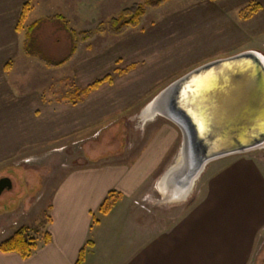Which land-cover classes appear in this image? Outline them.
<instances>
[{
    "label": "rangeland",
    "instance_id": "rangeland-1",
    "mask_svg": "<svg viewBox=\"0 0 264 264\" xmlns=\"http://www.w3.org/2000/svg\"><path fill=\"white\" fill-rule=\"evenodd\" d=\"M132 1L104 6L102 0H0V178L12 181L0 195V235L26 225L43 240L60 181L77 167L132 161L153 126L169 124L178 137L163 174L132 201L148 210L149 223L159 228L193 205L209 175L230 158L249 157L264 171L261 146L209 162L183 198H167L169 190L165 194L158 185L176 162L182 135L163 116L155 115L154 123L141 116L163 88L201 64L246 50L264 55V0H166L157 8L147 6L139 25L121 35L97 33L79 42L62 65L51 67L24 53L26 29L36 20L29 50L59 61L69 53L71 39L52 16L62 15L78 32L118 16ZM25 3L29 10L17 30ZM129 65L134 68L126 71ZM107 74L111 81L88 94L64 98ZM118 208L122 216L123 207ZM248 264H264V228Z\"/></svg>",
    "mask_w": 264,
    "mask_h": 264
},
{
    "label": "crops",
    "instance_id": "crops-1",
    "mask_svg": "<svg viewBox=\"0 0 264 264\" xmlns=\"http://www.w3.org/2000/svg\"><path fill=\"white\" fill-rule=\"evenodd\" d=\"M177 137L178 130L169 124L153 126L132 161L71 170L51 198L45 227L50 240H37L28 258L0 251V264H75L87 241L82 264H248L264 228V171L253 159L230 158L209 175L200 198L165 228L149 223L148 210L133 205L134 197L163 174ZM158 186L165 194L172 192L161 182ZM111 190L119 198L102 214L98 208ZM118 207H123L122 216L116 214ZM15 229H5L0 242Z\"/></svg>",
    "mask_w": 264,
    "mask_h": 264
},
{
    "label": "water",
    "instance_id": "water-1",
    "mask_svg": "<svg viewBox=\"0 0 264 264\" xmlns=\"http://www.w3.org/2000/svg\"><path fill=\"white\" fill-rule=\"evenodd\" d=\"M261 55L246 50L201 64L148 104L182 135L176 162L162 177L167 188L187 192L209 162L264 146ZM11 187L10 178H0V195Z\"/></svg>",
    "mask_w": 264,
    "mask_h": 264
},
{
    "label": "trees",
    "instance_id": "trees-1",
    "mask_svg": "<svg viewBox=\"0 0 264 264\" xmlns=\"http://www.w3.org/2000/svg\"><path fill=\"white\" fill-rule=\"evenodd\" d=\"M166 0H144L143 2H134L130 6L123 8L119 15L116 17H111L106 22L98 23L95 28L88 29V30H81L75 32V30L69 26L68 22L62 15H54L50 19H58L62 22L65 29L68 31L71 39V47L70 51L67 56L59 61H50L49 59L45 58L43 55L37 52H32L29 50V45L31 43L32 33L37 28L40 20L34 21L30 24L25 32V38L23 41V50L24 53L28 56H36L46 65L51 67H56L59 65L64 64L73 56L76 51L77 45L79 42H87L90 41L95 34L97 33H107L110 35H121L125 33L129 28L137 27L141 21V18L144 16L146 12V7L157 8L161 6ZM29 8L27 7V3L22 6L21 13L18 19V23L16 29L20 28V24L23 22L24 18L28 13ZM134 65H129L126 71L132 70ZM121 71L122 73L126 72ZM111 81L110 74L105 75L104 77L97 79L90 83L89 85L85 86L81 89H73L70 92L64 95L65 99L71 98H80L83 95L88 94L92 90L98 88L102 83ZM116 195V196H115ZM119 197V193L113 190L107 193V196L101 202L98 211L102 214H107L112 207L114 206L115 202ZM97 220L93 218V223H96ZM43 242L46 243L50 240V234L45 231L43 233ZM91 242L87 241L85 246H83L78 253L77 259L75 264H82L85 256V247L89 245ZM37 240L36 237L31 234V229L26 226H20L6 239L0 242V251L3 252H15L20 255L21 258H28L34 250L37 248Z\"/></svg>",
    "mask_w": 264,
    "mask_h": 264
},
{
    "label": "bare ground",
    "instance_id": "bare-ground-1",
    "mask_svg": "<svg viewBox=\"0 0 264 264\" xmlns=\"http://www.w3.org/2000/svg\"><path fill=\"white\" fill-rule=\"evenodd\" d=\"M262 58L264 59V55H261ZM156 115V112H153V111H150L149 110V107L148 105H146V107L143 109L142 113H141V116L143 118V120H145L146 118H150V117H153ZM161 183H163V185L166 187V184L165 182L161 181ZM172 190V192L169 193V197H172L173 199H181L183 198L187 192L186 191H183V193L179 194L178 192H176L175 190H173L172 188H170Z\"/></svg>",
    "mask_w": 264,
    "mask_h": 264
}]
</instances>
